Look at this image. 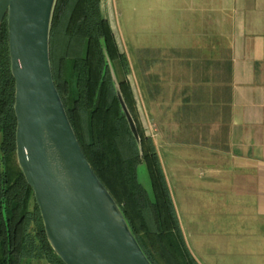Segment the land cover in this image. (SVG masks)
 I'll list each match as a JSON object with an SVG mask.
<instances>
[{"label":"crops","instance_id":"crops-1","mask_svg":"<svg viewBox=\"0 0 264 264\" xmlns=\"http://www.w3.org/2000/svg\"><path fill=\"white\" fill-rule=\"evenodd\" d=\"M190 1L152 28L178 32L173 55H140L129 82L193 257L264 264V0Z\"/></svg>","mask_w":264,"mask_h":264},{"label":"trees","instance_id":"trees-1","mask_svg":"<svg viewBox=\"0 0 264 264\" xmlns=\"http://www.w3.org/2000/svg\"><path fill=\"white\" fill-rule=\"evenodd\" d=\"M100 1L56 0L49 43L55 86L87 161L121 208L150 262L199 264L185 242L154 142L142 126L127 77V57L109 20L101 15ZM14 92L4 19L0 26V264H22L27 258L64 264L46 239L32 189L16 161ZM140 163L146 167L151 193L137 178Z\"/></svg>","mask_w":264,"mask_h":264},{"label":"water","instance_id":"water-1","mask_svg":"<svg viewBox=\"0 0 264 264\" xmlns=\"http://www.w3.org/2000/svg\"><path fill=\"white\" fill-rule=\"evenodd\" d=\"M56 0H0L14 79L16 161L64 264H152L77 140L50 62ZM129 127L135 123L118 90Z\"/></svg>","mask_w":264,"mask_h":264},{"label":"rangeland","instance_id":"rangeland-1","mask_svg":"<svg viewBox=\"0 0 264 264\" xmlns=\"http://www.w3.org/2000/svg\"><path fill=\"white\" fill-rule=\"evenodd\" d=\"M104 5L108 6V10H105ZM103 9L102 16L108 15L119 49L125 53L129 65L131 61L137 60V57L148 51L153 55H161L164 49L165 56L173 55L174 50L163 47L176 44L178 32L152 29L153 26L156 28L160 24L161 10L178 9V6L171 5V0H103ZM158 28H161V25ZM154 45L159 47H153ZM127 77L129 79V74ZM139 117L142 123L140 114ZM137 178L147 192L151 193L148 173L143 163L137 166ZM22 264L48 262L40 258H27Z\"/></svg>","mask_w":264,"mask_h":264}]
</instances>
